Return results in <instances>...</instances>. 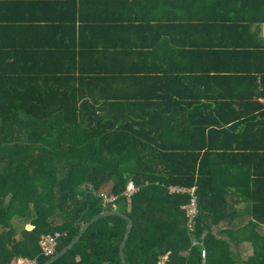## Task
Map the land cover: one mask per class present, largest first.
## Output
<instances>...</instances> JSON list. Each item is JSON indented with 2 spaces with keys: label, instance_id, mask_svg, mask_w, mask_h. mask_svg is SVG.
Listing matches in <instances>:
<instances>
[{
  "label": "trees",
  "instance_id": "trees-1",
  "mask_svg": "<svg viewBox=\"0 0 264 264\" xmlns=\"http://www.w3.org/2000/svg\"><path fill=\"white\" fill-rule=\"evenodd\" d=\"M263 25L264 0H0V264L114 211L127 264H264ZM128 225L52 264H123Z\"/></svg>",
  "mask_w": 264,
  "mask_h": 264
},
{
  "label": "built area",
  "instance_id": "built-area-1",
  "mask_svg": "<svg viewBox=\"0 0 264 264\" xmlns=\"http://www.w3.org/2000/svg\"><path fill=\"white\" fill-rule=\"evenodd\" d=\"M138 191V189L135 187L133 182H130L127 188V195L131 196L132 194H135ZM172 191H177L181 193L185 192H191L193 195V199L191 203H189L185 209L187 210V215L189 217L188 225L191 226L194 217L197 214V202H196V197L194 195L195 189L193 190H188L186 188H172ZM61 234L56 233L54 236H46L43 238L41 242V246L43 249V253L47 256H51L54 254L57 244H58V239L60 238ZM206 253H204V256ZM167 260V256H165L160 264H165V261ZM19 264H37L34 261H28V260H21L19 261Z\"/></svg>",
  "mask_w": 264,
  "mask_h": 264
},
{
  "label": "water",
  "instance_id": "water-1",
  "mask_svg": "<svg viewBox=\"0 0 264 264\" xmlns=\"http://www.w3.org/2000/svg\"><path fill=\"white\" fill-rule=\"evenodd\" d=\"M110 215H121V216H124L126 218V220L128 221V223H129L127 231H126V234H125V238H124V241H123V243L121 245V250H120L122 262H123V264H127L126 263V258H125V248H126V244H127L128 240H129L130 234H131L132 229H133V221H132V219L130 217L124 215L121 212H117V211L107 212V213L101 214V215L97 216L96 218H94L91 222L86 224V226L82 229V231L79 233V235L62 252H60L56 256H54L47 264H52L56 260L61 259L70 249H72L77 244V242L82 238V236L85 234V232L88 230V228L92 224H94L100 218L105 217V216H110Z\"/></svg>",
  "mask_w": 264,
  "mask_h": 264
},
{
  "label": "crops",
  "instance_id": "crops-1",
  "mask_svg": "<svg viewBox=\"0 0 264 264\" xmlns=\"http://www.w3.org/2000/svg\"><path fill=\"white\" fill-rule=\"evenodd\" d=\"M262 30H263V33H262V34H263V38H264V25L262 26ZM230 195H231V192L228 194L227 199L230 198ZM244 206H245L244 203H239V204L236 205V208H237V210H242V209L244 208ZM246 218H247V216H244V217H237L236 222H237L238 224H242L241 222H243V220H245ZM227 222H232V220L230 219V217L227 218V219H223V222H220L219 225H217V226L215 227V231H216V232H219L220 230L225 229L226 226H227ZM224 224H225V226H224ZM246 245L249 246L248 244H246ZM249 247H250V246H249Z\"/></svg>",
  "mask_w": 264,
  "mask_h": 264
},
{
  "label": "rangeland",
  "instance_id": "rangeland-1",
  "mask_svg": "<svg viewBox=\"0 0 264 264\" xmlns=\"http://www.w3.org/2000/svg\"><path fill=\"white\" fill-rule=\"evenodd\" d=\"M26 228L31 230L32 226L27 225ZM235 253L238 256V258H240L241 260H244L252 254V248L247 245H242L240 249L238 250L235 249Z\"/></svg>",
  "mask_w": 264,
  "mask_h": 264
}]
</instances>
